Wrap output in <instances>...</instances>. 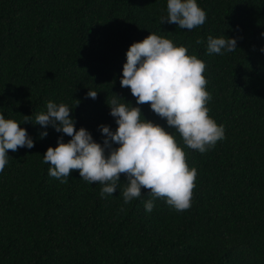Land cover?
I'll list each match as a JSON object with an SVG mask.
<instances>
[{
	"label": "trees",
	"instance_id": "1",
	"mask_svg": "<svg viewBox=\"0 0 264 264\" xmlns=\"http://www.w3.org/2000/svg\"><path fill=\"white\" fill-rule=\"evenodd\" d=\"M197 4L206 21L187 30L161 23L167 0H0V114L34 141L9 151L0 172V264H264V0ZM150 34L206 66L208 115L224 138L204 153L121 87L127 51ZM222 35L236 50L209 54L208 37ZM114 94L172 134L196 169L187 210L157 199L149 213L145 189L125 204L124 174L103 198V186L78 171L66 183L48 174L47 149L71 138L36 116L48 102L67 105L76 130L103 146L99 126L118 127L107 104Z\"/></svg>",
	"mask_w": 264,
	"mask_h": 264
},
{
	"label": "clouds",
	"instance_id": "2",
	"mask_svg": "<svg viewBox=\"0 0 264 264\" xmlns=\"http://www.w3.org/2000/svg\"><path fill=\"white\" fill-rule=\"evenodd\" d=\"M205 21L206 13L197 0H167V16L161 18L162 24L167 22L187 30L200 27ZM236 46V39L209 36L207 51L223 54L222 50L233 52ZM187 52L186 47H177L169 39L150 34L130 46L120 84L130 89L137 105L149 104L153 113L165 119L188 148L204 153L224 138V129L208 115L207 103L211 96L206 91L207 80L203 75L206 66ZM97 95L89 90L86 98L95 100ZM121 100L114 94L107 103L118 127L113 132L109 126H99L105 137L103 146L94 142L86 129L76 130L75 121L70 118L72 110L67 105L47 103L46 113L37 115L35 124L51 125L57 133L71 138L64 143L61 137L57 147L47 149L43 162L51 165L48 174L66 183L71 172L78 171L83 180L103 186L102 198L117 191L120 176L124 174L127 178L122 192L125 204L139 198L145 189L151 197L144 205L147 212L153 210L157 199H164L176 211L187 210L191 206L196 169H189L186 154L172 134L145 120L140 107H129L130 104ZM24 118L27 123L29 117ZM47 135L43 132L41 138ZM113 144L119 147L113 148ZM24 147H34L27 131L0 114V172L8 162L7 153Z\"/></svg>",
	"mask_w": 264,
	"mask_h": 264
}]
</instances>
